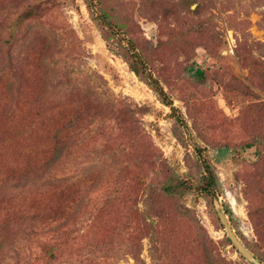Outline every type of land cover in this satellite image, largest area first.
I'll return each instance as SVG.
<instances>
[{
  "label": "rangeland",
  "instance_id": "rangeland-1",
  "mask_svg": "<svg viewBox=\"0 0 264 264\" xmlns=\"http://www.w3.org/2000/svg\"><path fill=\"white\" fill-rule=\"evenodd\" d=\"M26 3L35 15L24 18L22 34L13 38L8 26ZM93 4L113 27L100 28L87 0H0V187L8 185L0 192V264H207V251L253 264L229 242L217 206L230 209L249 249L263 253L257 232L264 219L262 145L241 150L240 164L212 162L219 177L213 206L196 191L183 200L166 198L158 182L172 169L198 178L201 153L206 158L217 145L239 147L261 136L264 91L237 49L264 62V0ZM202 22L219 32L213 52L180 38ZM109 42L142 54L184 123ZM196 70L206 76L197 78ZM228 79L233 88L224 85ZM96 98L105 111L94 112ZM79 105L87 115L70 136V149L48 165L55 127ZM20 170L29 173L19 183L12 177ZM157 202L170 208L171 224L148 215ZM185 208L191 212L178 214ZM54 212L61 222L48 218ZM48 248L56 251L53 258Z\"/></svg>",
  "mask_w": 264,
  "mask_h": 264
},
{
  "label": "trees",
  "instance_id": "trees-1",
  "mask_svg": "<svg viewBox=\"0 0 264 264\" xmlns=\"http://www.w3.org/2000/svg\"><path fill=\"white\" fill-rule=\"evenodd\" d=\"M88 6L90 8V11L95 15V18L100 21L99 25L100 28L104 29V25H109V27L114 26V22L109 17L107 12L103 9H97L95 10L94 7V0H87ZM34 6L31 3H26L24 7V13L22 17H18V19L14 23H10L8 28L11 30L13 38L18 34L23 32L20 26L24 22V18L34 17L36 10H34ZM218 31L215 30L214 27H209L208 24H205L204 22L199 23L198 25L190 26L187 28L184 32L181 33V39L185 41L186 44H189L190 42L194 45H204L206 49L213 52L214 47L218 46L219 41L218 40ZM107 40H110V37L106 38ZM109 48L112 50H116V52H119V54L124 57L131 69L140 77L142 78L153 90L157 93L161 101L170 106L173 110V113L175 114V119L178 124L184 123L181 115L178 113L177 107L174 105L173 100L171 99L170 95L165 90L164 86L161 84V81L153 74V72L148 68L147 63L145 62L144 57L141 53H138L133 49L131 51L129 48V51L125 49L118 50L115 49V47L109 42ZM118 50V51H117ZM238 55L243 61V64L246 66H250L251 68V80L255 83V85L261 90L264 91V62H257L255 63L256 59H254L250 54L243 53L240 50L238 51ZM131 54H135L133 56H130ZM195 76L197 78H202L206 76V73L204 70H196ZM222 80H225L223 77H217ZM234 80L228 79L224 82V85L228 87L231 86L232 88L235 86L233 83ZM247 90V94H250L249 96H255L257 95L256 92L250 88L249 86H245L244 88ZM121 108H124L126 112H133L134 109H131L128 104H125L121 101ZM262 114L264 115V102L262 103ZM104 108L103 103L99 100L95 101L94 104V112L101 113V110ZM105 111V109H103ZM87 115L86 108H83L81 105L78 106L76 113L69 118L68 120L64 121L61 125L56 126L54 132L52 133L50 137V143H49V151L48 155L50 156L47 160L48 165H54L60 158L64 156V154L70 149L71 147V141L70 136L75 131L78 122L80 119H83ZM174 132L176 136L180 139H184V134L180 133V131L175 128ZM259 134L261 136H255L253 140L247 141L241 146H232L229 144H223V145H217L213 147L212 152L209 154L208 157H204L203 153H201L200 156H202L200 166L202 168V173L198 178H194L191 176L184 175L179 170L172 169L170 173L161 181H159V192L161 195H163L166 198H177L180 200H183L186 195L192 191H196L199 194L205 196L208 200L211 206L214 205V199L217 198L218 192H219V177L213 167V163L218 162H224L226 160H231L235 164H240L243 160L241 157V150H244L246 148H251L255 145H262L264 147V129H261ZM130 141L134 143L135 138L134 136L129 137ZM264 156V155H263ZM32 154L28 155L27 160L32 159ZM213 157V159H211ZM23 168V167H22ZM37 169L38 167L35 166ZM21 171H15L13 173V180H17L19 183L22 180H25L28 176V171L22 173ZM263 174V171H262ZM8 187L7 181L3 183V185L0 187V192L2 190H6ZM260 189L262 190V194H264V185H260ZM160 205V206H159ZM165 204L161 203H150L148 215L151 217L158 216V220L160 223H166L168 224L172 222L173 215L170 210L167 207H163ZM227 213L230 212V209L226 210ZM191 210L189 208H185L184 210H180L178 214L185 216L188 213H190ZM262 212L264 213V207L262 209ZM141 219L145 218V216H140ZM48 218L53 219V221L59 220L61 222V217L58 213L54 212L49 215ZM59 222L51 224L57 225ZM148 224V223H147ZM150 224H148L149 226ZM7 225L3 226V229L6 228ZM257 232L261 240V244L264 248V219L258 218L257 221ZM229 242L231 243V240L228 238ZM250 247V246H249ZM255 251V250H254ZM58 252V251H57ZM46 253L53 258L55 256L56 251L53 249L48 248L46 250ZM256 256L260 257L262 261H264V251L263 253H258L255 251ZM210 256V260H209ZM206 260L207 264H241L240 262L228 260L227 258L223 257L220 253L217 255L212 256V252L209 254V251L206 252Z\"/></svg>",
  "mask_w": 264,
  "mask_h": 264
},
{
  "label": "water",
  "instance_id": "water-1",
  "mask_svg": "<svg viewBox=\"0 0 264 264\" xmlns=\"http://www.w3.org/2000/svg\"><path fill=\"white\" fill-rule=\"evenodd\" d=\"M217 211L219 218L226 229V233L231 240L232 244L237 248L238 252L241 253L243 257L249 260L253 264H264V261L260 257L249 249V247L241 240V238L236 233L233 225L231 224L228 214L223 206L218 205Z\"/></svg>",
  "mask_w": 264,
  "mask_h": 264
}]
</instances>
